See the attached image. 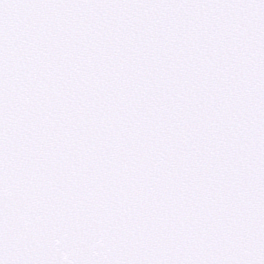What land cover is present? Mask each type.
Instances as JSON below:
<instances>
[{"label": "snow or ice", "instance_id": "obj_1", "mask_svg": "<svg viewBox=\"0 0 264 264\" xmlns=\"http://www.w3.org/2000/svg\"><path fill=\"white\" fill-rule=\"evenodd\" d=\"M0 264H264V0H0Z\"/></svg>", "mask_w": 264, "mask_h": 264}]
</instances>
